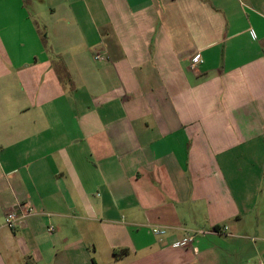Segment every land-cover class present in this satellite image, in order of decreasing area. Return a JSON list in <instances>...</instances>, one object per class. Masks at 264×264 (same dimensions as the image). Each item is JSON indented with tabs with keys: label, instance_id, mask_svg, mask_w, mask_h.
<instances>
[{
	"label": "crops",
	"instance_id": "obj_1",
	"mask_svg": "<svg viewBox=\"0 0 264 264\" xmlns=\"http://www.w3.org/2000/svg\"><path fill=\"white\" fill-rule=\"evenodd\" d=\"M0 264H264V0H0Z\"/></svg>",
	"mask_w": 264,
	"mask_h": 264
},
{
	"label": "built area",
	"instance_id": "obj_2",
	"mask_svg": "<svg viewBox=\"0 0 264 264\" xmlns=\"http://www.w3.org/2000/svg\"><path fill=\"white\" fill-rule=\"evenodd\" d=\"M94 59L95 60H100V56L99 54H95L94 55ZM202 63V59L200 58V55L197 54L195 55L192 60L191 63L189 65V69L190 70H195L196 66L198 64ZM32 214V209L30 207L26 208L23 213L21 214V217H25ZM18 216L14 213V212H8L6 213L5 217H4V221H3V226H5L8 229H13L16 225V222L18 220ZM224 230V229H223ZM48 231H53L52 227L48 228ZM151 232L153 235L155 236H162L165 235L167 233L165 228H161V227H156V226H152L151 227ZM193 235L187 236V238L184 241L181 242H176L174 245L175 246H183L186 245L188 243H190L193 239L192 237Z\"/></svg>",
	"mask_w": 264,
	"mask_h": 264
},
{
	"label": "trees",
	"instance_id": "obj_3",
	"mask_svg": "<svg viewBox=\"0 0 264 264\" xmlns=\"http://www.w3.org/2000/svg\"><path fill=\"white\" fill-rule=\"evenodd\" d=\"M218 227H214V229H217ZM124 253H126V250H121V251H118V252H114V255L117 257V256H120V255H123Z\"/></svg>",
	"mask_w": 264,
	"mask_h": 264
},
{
	"label": "rangeland",
	"instance_id": "obj_4",
	"mask_svg": "<svg viewBox=\"0 0 264 264\" xmlns=\"http://www.w3.org/2000/svg\"><path fill=\"white\" fill-rule=\"evenodd\" d=\"M152 226H156V227H159V226H158V225H150V226L147 227L146 231H148V233H150L152 236H154V235L152 234V232H151V227H152Z\"/></svg>",
	"mask_w": 264,
	"mask_h": 264
}]
</instances>
